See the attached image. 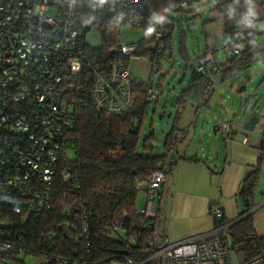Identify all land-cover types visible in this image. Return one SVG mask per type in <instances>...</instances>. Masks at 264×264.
Instances as JSON below:
<instances>
[{
    "label": "built area",
    "instance_id": "obj_1",
    "mask_svg": "<svg viewBox=\"0 0 264 264\" xmlns=\"http://www.w3.org/2000/svg\"><path fill=\"white\" fill-rule=\"evenodd\" d=\"M77 1L0 0V197L18 196L30 201L27 203L35 208L45 210L52 206V185L59 159L72 147L69 130L78 108L89 103L95 111L107 115L128 112L134 102L133 88L140 84L129 71L128 62L130 58L150 61L135 55L138 41L120 42L119 36L123 26L143 25L145 12L151 8L153 0H92L99 20L115 17L117 22L114 57L102 65L97 58L88 56L89 46L85 42V33L99 26L88 27L76 22ZM169 1L176 13L193 6L190 1L201 0ZM228 1L237 9L240 3L253 0ZM171 27V30L154 31L155 44L152 46L155 45L158 53L165 50L164 40L170 41V47L174 48L175 19ZM250 30L248 25L232 29L233 53L239 52L238 37ZM160 55L155 56L156 63ZM187 66L196 72L215 69L212 51L204 52ZM155 93L150 87L147 99H155ZM236 127L232 121L217 123V129L225 138L233 137ZM247 141L243 139V143ZM61 176L66 182L76 179L67 169ZM164 181L162 171L151 173L145 193L146 205L139 208V214L155 215L156 198ZM151 207L153 211H149ZM64 209L69 216L74 210L79 209L84 215L87 211L85 206H77V202ZM211 214L215 219L223 216L219 208L213 209ZM80 223L81 227L62 223L57 233L43 234L40 239L47 245L57 239L80 245V254L76 248L71 250L79 256L72 264H89L91 253L86 218ZM226 227L227 224L215 226L208 233L176 242L164 235L158 240L155 251L144 259L134 260L122 255L121 259L102 264H150L156 260L161 264H264V249L247 259L228 235L220 234ZM13 249L7 240L0 242V252H15ZM18 253H14L15 257ZM50 259L67 264L63 258L46 254L41 255L38 263L46 264Z\"/></svg>",
    "mask_w": 264,
    "mask_h": 264
},
{
    "label": "trees",
    "instance_id": "obj_2",
    "mask_svg": "<svg viewBox=\"0 0 264 264\" xmlns=\"http://www.w3.org/2000/svg\"><path fill=\"white\" fill-rule=\"evenodd\" d=\"M200 2H189L194 6L191 12L197 10ZM230 5L234 7L233 4ZM217 7L224 21V32L230 33L231 38L234 28L248 25L251 29L252 24L256 22L252 20L254 15L251 10L254 7L264 10V0L240 3L237 9L242 13L244 20L234 27L228 22L229 14L223 13L219 4ZM171 8L169 0L152 1L151 8L145 12V20L141 26L144 32L138 40L135 55L153 60L155 56L162 54L156 51L155 45L152 46L155 44L154 31L171 30L174 20ZM95 14L92 0L77 1L76 22L88 27L95 24L99 26L101 44L97 48L89 47L87 54L97 58L102 65L114 57L112 50L116 43L117 22L115 17L99 20ZM178 44L179 56L187 62L190 56L182 36ZM227 46L232 48L231 41ZM236 46L239 52L232 53L222 63L216 64L215 69L208 72L192 70L186 86L174 101L173 121L162 139L158 153L154 152L155 135L152 130L140 140L142 126L154 100L146 97L151 87L148 83L140 81L139 85L134 86V102L126 113L107 115L95 111L89 103L78 108L73 118V126L69 130L72 147L62 153L53 180L50 209L35 208L27 203L30 201L18 196L8 199L0 197V242L7 240L15 251H1L0 264H26V258H32L35 264H39L38 260L42 254L60 257L67 260V264H72L79 256L72 254L71 250L76 248L80 254V245L70 241L61 242L58 239L47 245L40 238L43 234L57 233L58 226L62 223H75L81 227L83 217L88 225L91 253L89 264L121 259L122 255L136 260L152 254L158 240L164 236V205L159 198L155 215L145 217L139 214L136 206L138 194L141 190L146 193L152 172L162 171L165 180L171 182L178 161H200L195 155L186 157L181 154L179 147L190 127H195V118L199 111L210 106L214 94L212 77L216 76L218 82L223 84L251 67L264 54V49L259 46L257 48L252 29L238 37ZM164 47L170 51V41L164 40ZM189 100L195 102L194 119L187 126L181 127L182 113ZM257 148L260 152L259 160L245 173L236 193L238 204L242 207L238 220L228 221L223 216L214 219L216 227L227 224L220 234L228 235L232 244L237 245L247 259L264 249V236L255 233L252 214L248 213L261 174V162L264 160V126L260 130ZM69 150L73 153L72 158L68 154ZM65 169L74 174L76 179L64 181L61 172ZM76 184L78 188H75ZM74 202H77V206H85V215L79 209L74 210L72 216L67 214L64 207ZM116 225L119 228H116ZM16 251L19 252L18 257L14 255ZM46 264L63 263L50 259ZM150 264L161 262L156 260Z\"/></svg>",
    "mask_w": 264,
    "mask_h": 264
},
{
    "label": "rangeland",
    "instance_id": "obj_3",
    "mask_svg": "<svg viewBox=\"0 0 264 264\" xmlns=\"http://www.w3.org/2000/svg\"><path fill=\"white\" fill-rule=\"evenodd\" d=\"M222 1L226 0H201L195 12H191V8L194 7L191 6L184 12L173 13L176 20V27L172 29L174 48H170L171 51L163 50L158 63L155 62L154 58L150 61L130 58L128 62L132 76L136 80L148 83L159 94L155 93L156 99L152 101L140 134V140H142L150 130L153 131L155 135L154 152L160 151L162 139L169 130L175 114L174 101L186 86L192 72V68L188 67L179 56L178 42L180 36L184 38L192 60L194 54L200 55L206 51H212L214 62L219 64L233 53L232 48L227 46L228 42L231 41L230 33L224 32V21L220 17L221 13L217 7ZM221 9L223 13H228L225 5H221ZM257 12L261 16L260 10ZM243 20V17L233 19L230 16L228 18L232 27L242 23ZM143 32L142 27L123 26L120 30L119 40L124 43L135 42L140 40ZM85 42L92 48L100 46L99 30L96 27H91L85 33ZM150 77H152L151 80ZM212 81L214 94L210 106L201 109L197 114L195 127H190L179 147L181 150L189 147L186 152H190L195 147L200 153L207 154L212 148L215 150L216 146H222L223 134L215 126L219 120H233L239 124L240 128L254 114L259 116L260 122L264 120L262 117L264 116L262 115L264 112V54L251 67L227 82L219 83L216 76L212 77ZM159 84L160 87H158ZM194 104L193 100H189L182 114L181 127L187 126L194 119ZM260 122L252 131L253 133L258 132ZM68 154H70V158L73 157L72 151L69 150ZM206 160L204 157V161ZM145 205V192L141 190L137 197L136 206L139 209ZM149 211H153V207ZM26 264H35V261L32 258H26Z\"/></svg>",
    "mask_w": 264,
    "mask_h": 264
},
{
    "label": "crops",
    "instance_id": "obj_4",
    "mask_svg": "<svg viewBox=\"0 0 264 264\" xmlns=\"http://www.w3.org/2000/svg\"><path fill=\"white\" fill-rule=\"evenodd\" d=\"M260 1L262 0H253ZM221 5L228 9L229 17L242 18V13L232 7L228 0L220 2V9ZM257 10L260 9L254 7L251 10L254 15L252 20H256L251 28L256 44L264 49V10H260L261 16L257 14ZM200 55L194 54L193 60ZM193 60L190 57L187 62ZM231 121L237 126L233 137L225 138L222 135L223 145L216 146L215 150L212 148L207 154L200 153L195 147L190 152H186L189 147L180 150L186 157L195 155L200 161H178L171 182L166 179L161 185L156 202L159 198L163 201L162 230L169 241H181L211 231L215 227L211 211L216 208L221 209L223 217L228 221L239 218L242 207L238 204L236 193L245 173L259 160L257 146L264 120L260 122L259 118L257 133H253V130L246 131L243 125L240 128L237 122ZM244 138L248 139L247 143H243ZM204 157L208 161H204ZM250 204L254 231L258 236H264V160L261 162V174Z\"/></svg>",
    "mask_w": 264,
    "mask_h": 264
},
{
    "label": "water",
    "instance_id": "obj_5",
    "mask_svg": "<svg viewBox=\"0 0 264 264\" xmlns=\"http://www.w3.org/2000/svg\"><path fill=\"white\" fill-rule=\"evenodd\" d=\"M259 122V117L257 115H252L250 118L243 124V128L246 131H252L254 130L255 126ZM217 128V127H216ZM215 129V127H214ZM124 253V252H123Z\"/></svg>",
    "mask_w": 264,
    "mask_h": 264
}]
</instances>
